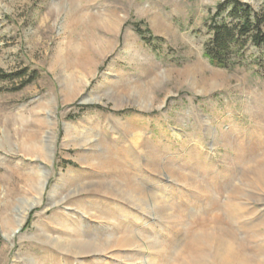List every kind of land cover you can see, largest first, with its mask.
I'll list each match as a JSON object with an SVG mask.
<instances>
[{
    "label": "rangeland",
    "instance_id": "1",
    "mask_svg": "<svg viewBox=\"0 0 264 264\" xmlns=\"http://www.w3.org/2000/svg\"><path fill=\"white\" fill-rule=\"evenodd\" d=\"M222 1L0 0V264H264V45L211 62Z\"/></svg>",
    "mask_w": 264,
    "mask_h": 264
},
{
    "label": "trees",
    "instance_id": "2",
    "mask_svg": "<svg viewBox=\"0 0 264 264\" xmlns=\"http://www.w3.org/2000/svg\"><path fill=\"white\" fill-rule=\"evenodd\" d=\"M226 10L227 16L219 18ZM210 20L211 37L205 43L204 54L218 66L228 67L240 60L248 42L264 45V0L257 11L242 0H223L217 4ZM135 27L144 35L141 23Z\"/></svg>",
    "mask_w": 264,
    "mask_h": 264
},
{
    "label": "bare ground",
    "instance_id": "3",
    "mask_svg": "<svg viewBox=\"0 0 264 264\" xmlns=\"http://www.w3.org/2000/svg\"><path fill=\"white\" fill-rule=\"evenodd\" d=\"M30 139H31V140H34V139H36V138H35V136H34V137L31 136ZM37 149H38L39 151H43V147H42V146H38Z\"/></svg>",
    "mask_w": 264,
    "mask_h": 264
}]
</instances>
